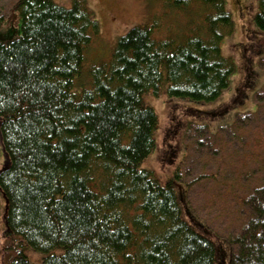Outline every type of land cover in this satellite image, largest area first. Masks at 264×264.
<instances>
[{
    "label": "trees",
    "instance_id": "1",
    "mask_svg": "<svg viewBox=\"0 0 264 264\" xmlns=\"http://www.w3.org/2000/svg\"><path fill=\"white\" fill-rule=\"evenodd\" d=\"M168 1L210 11L205 35L157 39L158 24L135 27L117 39L110 61L80 82L86 49L101 31L86 2L62 8L16 0L17 38L0 44L2 264H32L27 249L45 256L41 264H217L219 248L206 228L184 219L180 171L163 182L141 168L158 128L145 96L165 89L170 99L217 102L235 72L221 47L233 22L224 0ZM254 21L264 32V0ZM251 68L236 106L252 88ZM256 97L258 116L264 98ZM195 110L197 118L228 111ZM253 119L236 114L218 129L246 133ZM245 206L250 218L230 241V264H264V185Z\"/></svg>",
    "mask_w": 264,
    "mask_h": 264
},
{
    "label": "rangeland",
    "instance_id": "2",
    "mask_svg": "<svg viewBox=\"0 0 264 264\" xmlns=\"http://www.w3.org/2000/svg\"><path fill=\"white\" fill-rule=\"evenodd\" d=\"M62 8H71L74 0H52ZM99 22L100 35L85 52L82 79H90L88 71L108 63L117 39L138 26L158 24L157 39H184V34L205 35V17L210 13L202 5L190 4L178 9L168 0H84ZM232 17L233 28L222 42L223 56L235 65L229 87L213 104H196L170 99L163 89L158 96L149 93L145 102L158 116L155 147L142 163V169L153 171L163 182L177 170L182 176L179 194L183 198L184 219L192 225H203L219 248L217 264H230L236 248L230 241L247 224L250 213L245 200L252 189L264 185V101L257 111V95L264 98V32L255 24L260 0H224ZM16 0H0V44L17 38L15 29L20 16L15 11ZM201 31V32H198ZM191 36V35H190ZM254 71L252 88L245 105L236 106L233 98L239 94L247 67ZM85 76V77H84ZM195 109L222 113L223 117L207 115L197 118ZM229 112V113H228ZM228 113V114H227ZM253 117L246 133L234 135L218 128L231 125L234 116ZM211 118V119H210ZM259 120V121H257ZM205 126V129L199 127ZM188 130V131H187ZM209 131L210 133L207 134ZM204 133V135H203ZM4 150L0 136V170L4 166ZM5 201L0 195V264L4 244ZM54 253H63L57 250ZM26 255L32 264H41L45 256L31 249Z\"/></svg>",
    "mask_w": 264,
    "mask_h": 264
},
{
    "label": "bare ground",
    "instance_id": "3",
    "mask_svg": "<svg viewBox=\"0 0 264 264\" xmlns=\"http://www.w3.org/2000/svg\"><path fill=\"white\" fill-rule=\"evenodd\" d=\"M199 127V126H198ZM203 127H205V126H203Z\"/></svg>",
    "mask_w": 264,
    "mask_h": 264
}]
</instances>
